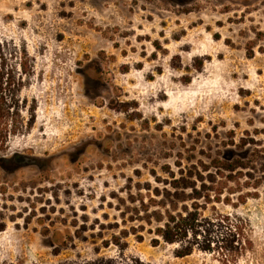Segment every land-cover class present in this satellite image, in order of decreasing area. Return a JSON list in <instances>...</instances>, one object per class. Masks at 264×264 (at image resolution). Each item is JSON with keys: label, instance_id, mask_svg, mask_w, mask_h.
Instances as JSON below:
<instances>
[{"label": "rangeland", "instance_id": "374dc122", "mask_svg": "<svg viewBox=\"0 0 264 264\" xmlns=\"http://www.w3.org/2000/svg\"><path fill=\"white\" fill-rule=\"evenodd\" d=\"M0 66L35 116L0 153V264H264V0H0ZM193 167L236 262L140 229Z\"/></svg>", "mask_w": 264, "mask_h": 264}, {"label": "trees", "instance_id": "16d2710c", "mask_svg": "<svg viewBox=\"0 0 264 264\" xmlns=\"http://www.w3.org/2000/svg\"><path fill=\"white\" fill-rule=\"evenodd\" d=\"M24 81L13 74L6 73L0 66V153L6 154L10 140L31 129L35 116L29 123L25 122L24 112L27 101L22 100ZM4 159V158H2ZM170 173L169 179L162 181L163 188H155L153 193L161 198L157 207L146 210L139 219L144 226L140 227L157 239L152 240L154 246L164 242L167 245H178L177 257L184 258L193 254L196 249L203 253L221 255L224 263H233L246 253L250 247L246 223L220 215L214 204H223L222 190L216 185L217 178L205 175L200 171ZM157 183H160L159 179ZM149 190V189H148ZM212 205L213 214L205 215ZM135 219L131 217L129 221ZM127 220H125L126 222ZM133 234L138 233L133 228ZM130 235L125 233V235ZM138 240L142 237L138 236ZM135 264H146L134 260ZM63 264H84L78 261H67ZM95 264H119L115 260L100 261Z\"/></svg>", "mask_w": 264, "mask_h": 264}]
</instances>
